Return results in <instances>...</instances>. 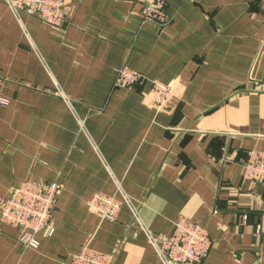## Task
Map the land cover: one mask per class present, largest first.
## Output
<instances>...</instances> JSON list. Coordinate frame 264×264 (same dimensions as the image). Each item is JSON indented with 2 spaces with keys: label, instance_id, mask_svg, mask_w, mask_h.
<instances>
[{
  "label": "crops",
  "instance_id": "obj_1",
  "mask_svg": "<svg viewBox=\"0 0 264 264\" xmlns=\"http://www.w3.org/2000/svg\"><path fill=\"white\" fill-rule=\"evenodd\" d=\"M59 26L0 0V195L54 181L56 230L25 250L0 218V264H68L85 243L111 264H165L148 232L180 215L212 239L201 264H264V0H168L164 27L137 0H66ZM128 64L148 79L118 85ZM151 78L173 95L157 108ZM83 122V123H82ZM122 200L117 218L89 206Z\"/></svg>",
  "mask_w": 264,
  "mask_h": 264
},
{
  "label": "built area",
  "instance_id": "obj_2",
  "mask_svg": "<svg viewBox=\"0 0 264 264\" xmlns=\"http://www.w3.org/2000/svg\"><path fill=\"white\" fill-rule=\"evenodd\" d=\"M11 9L19 14L26 12L39 15L45 22L59 26L69 15L66 0H4ZM142 4L140 16L142 22H152L159 27L168 24V0H137ZM116 84L133 86L148 78L139 70L124 64L120 67ZM149 97L157 108L165 107L173 92L169 83L151 78ZM244 177L253 183L264 186V150L250 151L244 164ZM59 182L28 179L13 186L9 194L0 195V218L2 221L25 230L19 235L23 248H35L40 245V235L51 236L56 230L54 209L59 192ZM89 206L103 219L117 218L122 200L115 195L95 194L89 200ZM152 238L157 253L165 264H201L212 247V239L205 226L199 221H190L180 215L174 223L171 233L154 235ZM113 253L102 252L85 243L78 253L73 254L68 264H111Z\"/></svg>",
  "mask_w": 264,
  "mask_h": 264
},
{
  "label": "rangeland",
  "instance_id": "obj_3",
  "mask_svg": "<svg viewBox=\"0 0 264 264\" xmlns=\"http://www.w3.org/2000/svg\"><path fill=\"white\" fill-rule=\"evenodd\" d=\"M129 66H130V65H129ZM117 76H118V75H117ZM159 80H160V79H159ZM144 81H145V80H142V82H144ZM161 81H162V80H161ZM135 85H138V84H135ZM135 85H133V86H135ZM82 123H83V122H82ZM248 157H249V156H248ZM247 159H248V158H247ZM59 192H60V186H59ZM59 192H58V193H59ZM95 194H104V192H100V191H99V192H95V193L92 195V197H93ZM106 194H108V193H106ZM92 197H91V198H92ZM91 198H90V199H91ZM90 199H89V200H90ZM88 202H89V201H88ZM91 209H92V208H91ZM25 225H29V224H27V222H24L23 224H21V225L19 226V228H18V227H16V228H18V229L20 230V233H21L22 230H23V231L25 230V228L22 227V226H25ZM40 237H41V235H40ZM40 237H39V238H40ZM39 246H40V245H38V246L35 247V248H24V249H25V250H27V249H36V248H38Z\"/></svg>",
  "mask_w": 264,
  "mask_h": 264
}]
</instances>
